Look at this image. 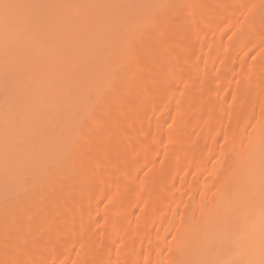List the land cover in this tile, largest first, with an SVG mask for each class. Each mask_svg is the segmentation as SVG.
<instances>
[{
  "label": "bare ground",
  "instance_id": "bare-ground-1",
  "mask_svg": "<svg viewBox=\"0 0 264 264\" xmlns=\"http://www.w3.org/2000/svg\"><path fill=\"white\" fill-rule=\"evenodd\" d=\"M0 264H264V0H0Z\"/></svg>",
  "mask_w": 264,
  "mask_h": 264
},
{
  "label": "snow or ice",
  "instance_id": "snow-or-ice-1",
  "mask_svg": "<svg viewBox=\"0 0 264 264\" xmlns=\"http://www.w3.org/2000/svg\"><path fill=\"white\" fill-rule=\"evenodd\" d=\"M5 7H7V5H5Z\"/></svg>",
  "mask_w": 264,
  "mask_h": 264
}]
</instances>
